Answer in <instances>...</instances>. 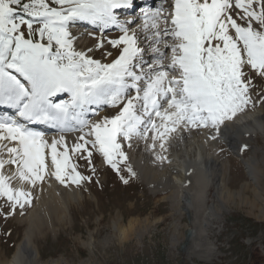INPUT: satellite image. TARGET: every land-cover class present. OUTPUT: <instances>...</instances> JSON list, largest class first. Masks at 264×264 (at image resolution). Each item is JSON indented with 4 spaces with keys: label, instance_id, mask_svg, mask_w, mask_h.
Segmentation results:
<instances>
[{
    "label": "snow or ice",
    "instance_id": "1",
    "mask_svg": "<svg viewBox=\"0 0 264 264\" xmlns=\"http://www.w3.org/2000/svg\"><path fill=\"white\" fill-rule=\"evenodd\" d=\"M133 7L134 0H0V108L10 110L0 111L5 218L23 215L46 178L64 187L92 182L94 154L127 184L124 174L136 173L125 145L134 139L158 146L163 161L174 134L206 130L215 141L238 114L264 103V0H159L120 18ZM77 21L119 34L77 50ZM105 43L115 55L94 58ZM80 160L92 175L79 170Z\"/></svg>",
    "mask_w": 264,
    "mask_h": 264
},
{
    "label": "rangeland",
    "instance_id": "2",
    "mask_svg": "<svg viewBox=\"0 0 264 264\" xmlns=\"http://www.w3.org/2000/svg\"><path fill=\"white\" fill-rule=\"evenodd\" d=\"M81 23L85 27L72 32L77 50L93 48L94 38L98 42L102 37L106 40L119 34L115 28L102 33L98 26H88V23L77 21L74 25ZM103 50H110L115 55V50L105 43L104 49L95 52L94 58L100 59ZM259 92H264V85L257 89ZM258 106L264 110V103L249 108L254 111ZM255 138L250 147H242L243 157H250L251 149L255 148L260 158L264 141ZM131 143V148L125 145L128 164L140 153L134 148V140ZM218 156L222 163L227 162L224 191L229 197L217 200L213 189L209 190L208 205H218H215L219 209L218 217L211 221L205 238H189L188 229L193 227L189 219L192 212L186 208L176 210L170 193L154 194L152 188L136 176L129 177L125 173L129 182L124 184L109 166L102 164L101 157L94 154L97 171L92 182L82 187L72 186L82 193V197L68 203L65 218L57 223L53 216V226L43 223L42 227L34 228L32 246L38 253L37 264H246L255 251L264 255V166H261L262 198L258 199L253 193L260 189L246 176L241 160L230 155L224 145ZM76 163L85 175H92L83 160ZM146 167L150 175L146 173L145 179L152 180L155 174L158 180V168L149 163ZM35 206L34 196L32 205L23 210V215L19 209L7 218L0 214V263L7 262L15 252L28 226L21 217H27ZM37 212L39 216L42 214V219L45 217V209L39 208ZM195 239L199 243L197 248ZM203 245L210 246L213 251Z\"/></svg>",
    "mask_w": 264,
    "mask_h": 264
},
{
    "label": "bare ground",
    "instance_id": "3",
    "mask_svg": "<svg viewBox=\"0 0 264 264\" xmlns=\"http://www.w3.org/2000/svg\"><path fill=\"white\" fill-rule=\"evenodd\" d=\"M136 1L141 2V0H134V6L138 8L137 12L139 13L141 8L139 5L141 4L135 5ZM158 2L159 0L143 1L144 4H149L151 7L157 6ZM123 11L126 10H120V12ZM81 36L84 38V33ZM77 43L79 44L80 40ZM49 128L47 125L40 126L41 131L51 138L55 134V130H48ZM255 137H259L264 141V110L262 106H258L254 111L248 108L245 112L238 114L227 129L221 130V134L215 141L208 139L206 130L193 129L190 132L174 134L169 141L167 152L163 153L166 157L163 161L156 158L161 151L158 146L153 151L147 147L144 140L134 139V148L139 150L140 153L135 158L131 157L130 165L135 171L136 177L145 186H150L152 188L150 190L154 194L168 192L176 210L183 211L186 208L185 210L192 212L189 219L193 227L188 229L187 236L189 238H205L207 229L212 224L211 221L219 214V209L215 206L217 204L208 205L209 190L213 189L214 197L217 200L223 196L229 197L228 192L224 191L227 162L222 163L218 156L222 145L227 148L230 155L241 160L246 176L260 189L259 191L255 189L253 194L258 199L262 198L264 151L260 148V158L257 157L258 154L255 148L251 149V155L248 158L243 157L241 154V148L245 145L250 147L251 141H254ZM147 163L160 169V171L157 169L160 173L157 176L158 180H156L155 174H151L154 177L152 180L145 179V174L148 172ZM34 196L35 208L27 217L19 216L23 222L26 221L28 224L24 236L17 244L11 258L0 264H37L38 253L32 246L34 228L42 227L43 223L49 227L53 226V216L56 219L55 221L60 223L65 218V213L68 212V203L78 201L82 197V193L72 188V186L64 188L54 178H46L43 184L35 190ZM39 208L46 210L43 219L41 218L42 214L38 215ZM124 234L126 232L121 235L122 238L125 237ZM196 242L195 239L194 245L197 248L196 245L199 243ZM205 248L213 251L210 246H205ZM207 253L209 254L208 251Z\"/></svg>",
    "mask_w": 264,
    "mask_h": 264
},
{
    "label": "trees",
    "instance_id": "4",
    "mask_svg": "<svg viewBox=\"0 0 264 264\" xmlns=\"http://www.w3.org/2000/svg\"><path fill=\"white\" fill-rule=\"evenodd\" d=\"M246 264H264V255L260 254L258 251H255L251 254L249 262Z\"/></svg>",
    "mask_w": 264,
    "mask_h": 264
}]
</instances>
